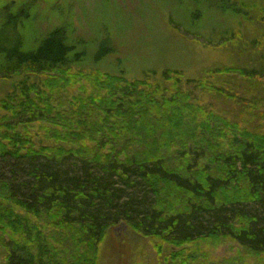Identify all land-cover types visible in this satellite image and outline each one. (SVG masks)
I'll use <instances>...</instances> for the list:
<instances>
[{
	"label": "trees",
	"instance_id": "obj_1",
	"mask_svg": "<svg viewBox=\"0 0 264 264\" xmlns=\"http://www.w3.org/2000/svg\"><path fill=\"white\" fill-rule=\"evenodd\" d=\"M68 27L54 26L35 49L14 34L0 60V80L11 82L0 95V161L28 162L31 177L11 164L12 178L0 171L3 264H97L121 218L158 250L168 245L166 264H264V97L251 106L262 123L250 128L206 107L177 69L132 79L74 68L85 45ZM260 59V69L211 74L264 95ZM70 162L80 171L62 169Z\"/></svg>",
	"mask_w": 264,
	"mask_h": 264
},
{
	"label": "rangeland",
	"instance_id": "obj_2",
	"mask_svg": "<svg viewBox=\"0 0 264 264\" xmlns=\"http://www.w3.org/2000/svg\"><path fill=\"white\" fill-rule=\"evenodd\" d=\"M213 1L0 0V60L11 48L14 34L25 38L27 49H35L54 26L68 24L72 39L81 38L85 45V61L72 67L98 68L132 79L177 69L186 90L201 98L206 107L254 128L262 123L259 111L251 110L253 102L264 97L260 89H251L245 80L234 76L211 73L216 67L230 65L261 68L264 47L256 49L253 40L264 37L260 10L264 0H223L220 5ZM24 6L30 7L24 9L23 21L16 26L14 18ZM10 85L0 80V95L9 91ZM9 162L0 161V171L7 178L14 176L11 165L21 179L31 178L24 171L30 167L28 162ZM70 164L62 169L71 175L80 171ZM155 242L121 218L107 228L97 264H166L170 248L163 243L158 250ZM222 249L226 247L210 255H221ZM8 251L4 238L0 241V264Z\"/></svg>",
	"mask_w": 264,
	"mask_h": 264
}]
</instances>
